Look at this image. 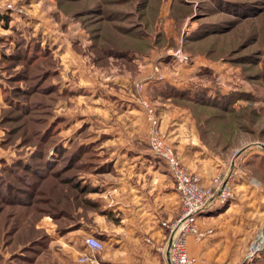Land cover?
<instances>
[{
  "label": "rangeland",
  "instance_id": "rangeland-1",
  "mask_svg": "<svg viewBox=\"0 0 264 264\" xmlns=\"http://www.w3.org/2000/svg\"><path fill=\"white\" fill-rule=\"evenodd\" d=\"M1 1L12 2L21 10L13 13L7 24L0 20V47L4 45L6 51H11L19 37L39 41L54 62L51 66L56 75L51 76L50 81L56 83L60 93L66 91V94L43 95L36 90L32 97L19 99L26 106V112L19 114L24 108H10L3 100V87H0V157L15 159L18 153L29 151L24 143L13 146L23 136L17 129L40 127V119L47 109L69 120L72 115L78 118L69 123L60 122L69 128L65 133L73 127H86L85 133L106 125L94 117L90 120L95 106L97 112L110 116L113 112L122 114L129 103L111 108L105 101L116 100L96 81L113 84L116 92L122 83L112 81L119 77L127 81V95L137 100L133 111L125 112L142 114L138 128L146 142L147 122L139 104L141 98L147 99L153 107L166 102L171 110L172 106L191 113L197 130L203 133V140L227 166L234 164L245 147L253 143L264 146V0ZM35 61L45 62L46 59ZM34 73L30 82L24 80L21 84L28 87L34 82L37 77ZM114 75L116 77L112 78ZM0 81V84L4 82ZM151 82L173 86L174 90L166 87L164 92L149 90L147 85ZM138 84H142L141 90ZM184 88H195L198 91L193 93L195 96L204 89L205 96L216 100L222 95H228L229 101L235 100L237 93L242 96L233 101V111L224 116L215 106L197 105L182 98L178 92ZM150 98L155 99L154 102ZM40 99L46 104H41ZM47 103H51L50 108ZM120 119L124 124L121 122L118 126H134L123 115ZM160 125L170 143L161 121ZM3 138L7 141L2 142ZM224 142V147L217 144ZM255 169L252 174L264 181V163L256 162ZM52 204H41L47 211L45 214L38 211L40 206L36 204L29 212L17 211L12 219L8 215L7 221L5 216L1 217L0 264H8L9 260L12 264L77 263L79 254L74 248L79 245L80 237L73 233L70 238L61 237L63 233L59 229L67 222L53 216L56 209ZM4 221L11 222L9 226H18L20 238L5 235ZM27 224L31 225L29 229ZM28 238L32 239L31 244L23 250L18 242ZM19 247L23 257H13V250Z\"/></svg>",
  "mask_w": 264,
  "mask_h": 264
},
{
  "label": "crops",
  "instance_id": "crops-1",
  "mask_svg": "<svg viewBox=\"0 0 264 264\" xmlns=\"http://www.w3.org/2000/svg\"><path fill=\"white\" fill-rule=\"evenodd\" d=\"M96 82L109 91L111 99L116 100L105 101L111 108L119 103H129V106L126 105L122 114L113 112L110 116L97 112L95 106L90 120L94 117L106 125L85 133L86 127H73L69 133H65L69 130L67 127L60 131L64 146L76 139L97 142L96 149L104 156L101 164L106 169L85 175L84 181L96 188L87 196L98 200V205L77 219L76 227L64 229L61 237L70 238L71 233L80 237L79 245L74 248L77 255L88 253L83 244V238L88 234L104 242V248L96 252L92 260L74 264H169L165 255L147 243L145 237L161 242L166 231L160 223L180 214L179 194L174 181L164 161L151 152L144 133L138 128L142 114L125 112L133 111L137 104V100L127 95V81L120 77L113 80L114 84L122 83L116 92L113 84ZM147 86L157 92L160 89L164 92L168 87L157 82ZM109 106L105 105L108 110ZM155 108L176 154L199 175L202 184H209L217 174L228 175L233 183L231 199L222 204L211 201L197 215L199 228L210 229V232L203 237L187 236L186 248L196 258L194 264H264V181L252 174L256 162L264 163V146L253 143L245 147L234 164L227 166L201 138L191 113H183L172 106L171 110L166 102L155 105ZM122 115L134 126H118ZM73 116L71 121L78 119Z\"/></svg>",
  "mask_w": 264,
  "mask_h": 264
},
{
  "label": "trees",
  "instance_id": "trees-1",
  "mask_svg": "<svg viewBox=\"0 0 264 264\" xmlns=\"http://www.w3.org/2000/svg\"><path fill=\"white\" fill-rule=\"evenodd\" d=\"M11 18V13L0 11V20L3 23L7 24ZM19 38L11 51H6L7 47L4 45L5 48L0 47V79L4 81L0 84V87H3V100L10 108L17 110L19 107H23V112L19 113L23 114L26 112V106L25 103L19 101L23 96L32 97L33 92L36 90H40L43 95L56 93L57 96L66 94V91L60 93L56 83L49 79L51 76L56 75V71L51 66L54 62L49 57V51L46 48L43 49L40 42L33 38L28 41ZM39 58L41 60L46 59V61L35 63V60ZM33 69V72H36L34 74L37 75L36 80L31 81L28 87L23 86L21 82L33 78ZM47 79L48 81H46ZM166 89L174 90V87L168 86ZM195 91H197L195 88H184V91L175 92L182 95L185 100L194 102L197 105L215 106L224 116L233 111V105L231 104L242 96L241 93H237L235 100L229 101L228 95H222L216 100L205 96L204 89L200 91L199 96L193 95ZM202 94H204V97H202ZM38 101L41 104H46L43 103V99ZM47 104L50 108L51 103ZM27 108L30 110L31 106ZM249 111L251 114L253 113L251 109ZM40 121L42 123L40 127L17 129L18 133L23 136L13 146H20L21 143H24L25 146L29 147V151L18 153L20 155H16L15 159L12 156L0 157V219L5 216V221H7L8 215L12 219L19 210L24 212L28 210L29 212L32 206L36 204L40 206L38 211L45 214L47 211L41 207V204L53 203L52 208L56 209L53 216L58 220L64 219V222H67L64 225L70 224L68 227L62 226L59 229L62 232L64 229L76 227L77 219L85 216L89 208L97 207L98 200L87 196L89 192H95L96 188L84 181V178L86 174L106 170L104 165L101 164L104 156L96 149L97 142L95 141L84 142L76 139L69 146L62 144L60 131L66 127L61 124L69 123L71 120L68 117L53 114L47 109ZM61 121L63 123H60ZM7 131L11 132L10 129ZM198 133L202 138L201 129H198ZM1 141H7V139L3 138ZM29 142L32 144H28ZM217 144L224 147L226 142ZM14 208L17 209L14 211ZM5 221L2 223L3 228H5V235L13 236L12 238L16 239L20 238L18 226H9L11 222L6 224ZM20 226L24 228L23 225ZM30 226L27 224V229ZM31 240V238H28L24 242L18 243L21 244L20 246L24 250L29 248ZM21 248L13 250V257H23L20 256L22 251H18ZM8 264H12V262L9 260Z\"/></svg>",
  "mask_w": 264,
  "mask_h": 264
},
{
  "label": "built area",
  "instance_id": "built-area-1",
  "mask_svg": "<svg viewBox=\"0 0 264 264\" xmlns=\"http://www.w3.org/2000/svg\"><path fill=\"white\" fill-rule=\"evenodd\" d=\"M2 10L15 14L21 9L12 2L0 0V11ZM137 88L141 90L142 84H138ZM139 104L147 122L148 146L154 155L164 161L179 194L181 206V212L176 218L160 223L166 231L161 242L150 237H145V241L156 251L164 254L169 264H194L196 258L188 253L186 238L188 235L203 237L210 232V229L199 228L197 215L211 201L222 204L231 199L234 195L232 180L226 174H217L209 184H202L199 175L181 161L173 146L167 141L155 107L145 98H141ZM83 244L88 253L79 255L77 258L79 263L92 260L95 253L104 248V242L91 234L84 236Z\"/></svg>",
  "mask_w": 264,
  "mask_h": 264
},
{
  "label": "water",
  "instance_id": "water-1",
  "mask_svg": "<svg viewBox=\"0 0 264 264\" xmlns=\"http://www.w3.org/2000/svg\"><path fill=\"white\" fill-rule=\"evenodd\" d=\"M263 250H264V246H263Z\"/></svg>",
  "mask_w": 264,
  "mask_h": 264
}]
</instances>
